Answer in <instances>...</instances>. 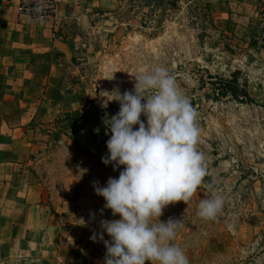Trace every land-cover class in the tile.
Segmentation results:
<instances>
[{
    "label": "rangeland",
    "instance_id": "1",
    "mask_svg": "<svg viewBox=\"0 0 264 264\" xmlns=\"http://www.w3.org/2000/svg\"><path fill=\"white\" fill-rule=\"evenodd\" d=\"M109 1L111 7L94 10L87 20L66 22L62 30L59 24L55 36L54 48L72 49L69 88L82 91L79 106L85 109L32 122L11 134L14 151L27 158L45 200L61 216V258L67 260L80 243L91 257L86 264H104L100 221L119 218L104 208L105 199L93 186L94 181L104 186L124 167L114 170L101 160L110 136L103 119L117 113L119 103L111 101L104 108L106 98L99 93L117 87L122 93L133 90L134 74L162 66L196 113V149L203 154L206 174L193 196L167 205L160 220H181L173 242L189 264H264L261 9L257 33L243 36L218 27L207 0ZM32 24L23 27L25 36L17 37L4 34L6 26L0 25V46L12 48L8 44L13 41L16 48H49L43 47L46 36ZM7 108L11 114L18 109L13 101ZM141 119L146 122L143 115ZM213 193L223 196V207L214 219H204L198 215L199 202ZM103 239L110 240L106 232ZM8 252L16 254V246Z\"/></svg>",
    "mask_w": 264,
    "mask_h": 264
},
{
    "label": "clouds",
    "instance_id": "2",
    "mask_svg": "<svg viewBox=\"0 0 264 264\" xmlns=\"http://www.w3.org/2000/svg\"><path fill=\"white\" fill-rule=\"evenodd\" d=\"M134 77L133 90L122 93L117 87L99 93L106 98L102 107L119 103L118 112L103 119L110 136L101 160L114 170L124 166L104 186L93 182L96 194L105 199L104 208L119 215L100 221L110 237L104 240L100 233L104 264H189L173 242L181 220L165 222L160 217L167 205L187 202L206 174L203 154L196 149V113L166 68L157 66ZM223 204V196L213 193L199 202L198 215L214 219ZM154 218L158 222H152Z\"/></svg>",
    "mask_w": 264,
    "mask_h": 264
},
{
    "label": "crops",
    "instance_id": "3",
    "mask_svg": "<svg viewBox=\"0 0 264 264\" xmlns=\"http://www.w3.org/2000/svg\"><path fill=\"white\" fill-rule=\"evenodd\" d=\"M207 1V11L221 29L243 36L257 33L264 0ZM111 5L107 0H56L54 13L35 28L46 36L43 47L49 48H16L13 41L8 44L12 48L0 46V106L4 105L0 110V264H86L91 259L82 252L80 243H76L67 260L61 258V216L45 200L27 158L14 151L11 134L32 122H50L59 113L85 109L79 106L84 100L82 91L69 88L72 49L70 45L54 48L58 40L55 36L59 24L62 30L66 22L87 20L94 10ZM29 24L32 20L21 10V0H0L4 34L25 36L28 31L23 27ZM8 101L18 107L12 114ZM15 246L16 254L8 252Z\"/></svg>",
    "mask_w": 264,
    "mask_h": 264
},
{
    "label": "built area",
    "instance_id": "4",
    "mask_svg": "<svg viewBox=\"0 0 264 264\" xmlns=\"http://www.w3.org/2000/svg\"><path fill=\"white\" fill-rule=\"evenodd\" d=\"M21 10L30 16L34 25H41L56 10V0H21ZM261 24L264 21V4L260 11ZM262 38L264 40V31Z\"/></svg>",
    "mask_w": 264,
    "mask_h": 264
},
{
    "label": "trees",
    "instance_id": "5",
    "mask_svg": "<svg viewBox=\"0 0 264 264\" xmlns=\"http://www.w3.org/2000/svg\"><path fill=\"white\" fill-rule=\"evenodd\" d=\"M68 115H78L79 117H81V114L79 112H70L68 113Z\"/></svg>",
    "mask_w": 264,
    "mask_h": 264
}]
</instances>
